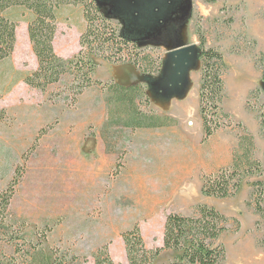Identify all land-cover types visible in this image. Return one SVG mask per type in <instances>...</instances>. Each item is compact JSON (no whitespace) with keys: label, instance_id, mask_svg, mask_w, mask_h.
<instances>
[{"label":"rangeland","instance_id":"rangeland-1","mask_svg":"<svg viewBox=\"0 0 264 264\" xmlns=\"http://www.w3.org/2000/svg\"><path fill=\"white\" fill-rule=\"evenodd\" d=\"M97 1L114 28L165 62L161 77L145 75L133 84L146 86L149 103L140 105L141 110L172 117L175 124L149 130L116 125L110 121L114 109L108 91L95 83L75 94L69 73L45 93L19 82L34 65L26 35H21L16 55L27 56L21 57L18 69L12 59L0 62V108L5 111L0 120V190L16 182L9 220L15 239L0 241L4 263L30 264V253L41 247L48 264L55 258L94 264L95 254L106 246L114 264H127L121 233L137 224L146 246L160 247L166 215H192L197 204L206 203L231 218L229 230L217 240L225 248L224 264H264V217L255 211L253 195V182L261 180L264 207V0H158L161 32L168 21L182 19L189 32L185 41L198 46L199 32L205 46L221 52L226 63L221 107L229 117L206 139L199 114L198 56L191 82L181 93L169 94L167 85L161 88L178 27L172 22L168 36L159 31L162 45L139 43L150 40L156 25L153 0ZM170 8L176 11L171 20ZM56 20L62 32L72 28V57L80 48L76 31L85 27L83 8L62 5ZM58 41H66L64 34ZM93 60V79L116 82L109 67L118 64ZM243 127L254 136L261 176L245 178L230 198L201 195V176L230 167ZM16 246L21 251L15 252ZM178 255L162 250L154 264H170Z\"/></svg>","mask_w":264,"mask_h":264},{"label":"trees","instance_id":"trees-1","mask_svg":"<svg viewBox=\"0 0 264 264\" xmlns=\"http://www.w3.org/2000/svg\"><path fill=\"white\" fill-rule=\"evenodd\" d=\"M62 5H81L85 20V27L78 36L80 48L76 55L67 59L59 56L53 47L57 30L56 10ZM15 6L31 14L27 21V36L37 65L22 78L28 87L45 93L50 85L58 84L61 76L69 73L72 76L71 91L75 94L95 83L108 91L107 100L114 109L110 111V121L114 124L130 129L169 127L175 124L172 117L140 109V105L149 103L145 85L103 83L92 78L97 65L93 60L95 57L112 64H131L144 76L160 74L163 67L162 60L152 58L151 54L139 49L135 38L125 35L120 27L117 30L111 25L112 18L106 15L97 0H0V60L9 58L14 51L18 22L7 18L4 12ZM197 33L198 59L201 62L199 114L203 139H206L224 125L222 118L229 117L221 107L225 97L223 76L227 67L221 52L206 47L204 37ZM168 63L161 88L167 85L169 94L178 95L185 86V74L177 70L175 73L173 63ZM170 73L175 74V77L169 78ZM4 116L5 111L0 108V120ZM243 130L232 151L230 167L201 176V195L216 199L230 198L240 191L245 178L261 176L262 164L254 156V136L245 127ZM15 183L13 180L5 189L0 190V241L6 243H13L15 239L9 225ZM253 186L255 211L264 217V207L261 205L263 182L256 180ZM230 220V217L206 203L197 204L192 215L169 213L164 219L162 245L156 248L146 246L139 226L135 224L120 235L127 264H154L156 257L166 249L179 252L170 264H224L225 248L217 240L229 230ZM261 243L264 246V237ZM19 251L21 248L16 246L15 252ZM33 252L30 253V264H48L41 247L35 248ZM76 263L74 260L70 263L55 258L53 264ZM0 264H5L1 253ZM94 264H114L106 246L95 254Z\"/></svg>","mask_w":264,"mask_h":264},{"label":"crops","instance_id":"crops-1","mask_svg":"<svg viewBox=\"0 0 264 264\" xmlns=\"http://www.w3.org/2000/svg\"><path fill=\"white\" fill-rule=\"evenodd\" d=\"M4 15L9 19L16 20L18 22V25L16 27V43H15L14 51L12 52V54L10 55L9 58L4 59V60H0V62L8 60V59H12V65H13L14 69L17 70L18 69V63L21 62L20 61L21 57L25 54L27 56V53L16 55L17 49L21 43V40H20L21 35H23V34L26 35V39L28 40V50L31 49V45H30V42H29V39L27 36V21L29 20V16L31 14L29 11L15 6V7H10L8 9H6V11L4 12ZM174 26L178 27V30H177L178 43L176 45H174L172 47V49H175V48H178V47H181L184 45H190V44L196 45L195 42H192V41L186 42L185 41L189 35L188 34L189 32L187 30L183 29L184 28L183 26H185V21L181 20V21L177 22L176 25H174ZM71 30H72V28L66 27L65 31L62 32V30H60V28H58L56 30L54 40H53V47H54L55 52L59 56L65 58V59L71 57L72 53H74L76 51V50L71 51L69 48L68 39L70 37ZM76 33H77V37H78L80 34V31L79 32L76 31ZM60 34H64V38L66 41H62V42L58 41V37ZM165 36H168V35H165ZM150 40L140 41L139 43H151L153 45H162V41H161L162 39H160V41L154 40V39L151 41ZM66 44H67V46H66ZM197 47L198 46H196V49H197ZM29 51L31 53H33L32 49ZM32 59H33L34 65H33V67H28V70H26L27 71L26 74L31 72L32 70H34L36 68L37 61H36V57L34 54L32 55ZM28 60H30L29 56H28ZM109 69H110V76L117 83H120L123 85H130V84L136 83L138 80H140V79L142 80V78L145 77V76L141 75L140 72L136 69V67L131 65V64L111 65L109 67ZM192 69H193V67H191L185 75V86L189 85V83L191 82L190 71ZM19 82H23L22 79H20ZM15 90H16V88L13 85L8 94L13 95ZM162 107L167 108L168 106H166L164 103V104H162ZM158 128H162V127H158ZM142 129H144V128H142ZM145 129L149 130L151 128H145Z\"/></svg>","mask_w":264,"mask_h":264},{"label":"flooded vegetation","instance_id":"flooded-vegetation-1","mask_svg":"<svg viewBox=\"0 0 264 264\" xmlns=\"http://www.w3.org/2000/svg\"><path fill=\"white\" fill-rule=\"evenodd\" d=\"M149 3H150V1H149ZM152 3H153V5H154V7H156V8H154V12H153V15H154V18H155V23H156V25H154L153 27H154V30H153V32L152 33H150L149 34V38L151 39V40H158V41H160V38H158V36H159V33L161 32V29H160V26H161V22H162V14H160L159 13V8H158V6H161L162 7V2H160V1H158V0H153L152 1ZM162 10V9H161ZM168 11V14H169V17H170V20H171V17H175V15H176V11L173 9V8H170V9H167ZM182 19H180V20H174V21H172L173 22V26L174 25H176V23L177 22H179V21H181ZM169 22V26H168V28H167V30H165V31H163V32H161L160 33V35H162V36H164V35H168L169 33H167L168 32V30L171 28V26H172V22L171 21H168ZM171 22V23H170ZM160 31V32H159ZM150 40V41H151ZM197 53H199V51H198V47H197ZM198 56V55H197ZM176 59V58H175ZM175 59H172V58H170V61H172V63H173V66H174V72L176 73V70L177 71H180V69L186 64V61H187V59H188V57H184V58H181V62L180 63H177V62H175ZM197 60H199L198 58H197ZM164 61H163V67H162V71H161V73H160V76L159 77H161V75H162V73H163V71H164ZM168 64H170V63H168ZM193 66H195V63L193 64ZM169 76H170V78H172V77H175V74L173 75L172 73L171 74H168ZM164 82V81H163ZM162 81H161V83L162 84H164ZM163 88H165V86H163ZM160 90H163V89H160Z\"/></svg>","mask_w":264,"mask_h":264},{"label":"water","instance_id":"water-1","mask_svg":"<svg viewBox=\"0 0 264 264\" xmlns=\"http://www.w3.org/2000/svg\"><path fill=\"white\" fill-rule=\"evenodd\" d=\"M106 15L109 16L107 13H106ZM196 50H197L196 49V45H194V44L184 45V46L172 49V50L168 51V56L169 57H168L167 63L168 62H172V61H170V58H172V59L176 58L175 62L180 63L181 62V58L188 57V59L186 61V64L180 69V73L186 75L188 70L191 67H194L193 64L196 61L195 56H197V51ZM192 52H194L193 53L194 57L190 55Z\"/></svg>","mask_w":264,"mask_h":264}]
</instances>
